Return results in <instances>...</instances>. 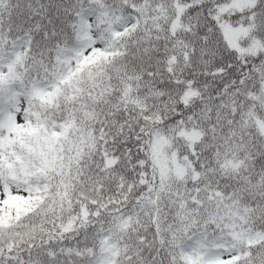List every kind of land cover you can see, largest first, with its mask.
<instances>
[{
    "label": "snow or ice",
    "instance_id": "snow-or-ice-1",
    "mask_svg": "<svg viewBox=\"0 0 264 264\" xmlns=\"http://www.w3.org/2000/svg\"><path fill=\"white\" fill-rule=\"evenodd\" d=\"M0 264H264V0H0Z\"/></svg>",
    "mask_w": 264,
    "mask_h": 264
}]
</instances>
